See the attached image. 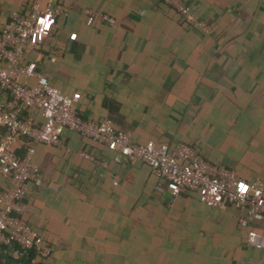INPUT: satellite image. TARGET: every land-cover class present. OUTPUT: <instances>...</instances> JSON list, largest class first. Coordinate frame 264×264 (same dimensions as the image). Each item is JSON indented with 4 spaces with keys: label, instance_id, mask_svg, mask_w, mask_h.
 Segmentation results:
<instances>
[{
    "label": "crops",
    "instance_id": "crops-1",
    "mask_svg": "<svg viewBox=\"0 0 264 264\" xmlns=\"http://www.w3.org/2000/svg\"><path fill=\"white\" fill-rule=\"evenodd\" d=\"M184 2L206 32L162 0H65L66 15L23 60L77 93L82 118L107 117L136 142L192 145L259 180L264 196V0ZM20 7L0 0V24ZM32 160L41 183H28L22 218L50 244L40 264H264V248L246 244L237 224L242 211L159 191L146 164L73 130H62L59 145L34 144ZM248 228L264 235V218ZM0 264L26 263L0 248Z\"/></svg>",
    "mask_w": 264,
    "mask_h": 264
},
{
    "label": "built area",
    "instance_id": "built-area-1",
    "mask_svg": "<svg viewBox=\"0 0 264 264\" xmlns=\"http://www.w3.org/2000/svg\"><path fill=\"white\" fill-rule=\"evenodd\" d=\"M0 24V176L7 187L0 188V245L14 244L10 253L26 256L30 264L45 258L51 247L23 219L28 183L39 185L41 174L32 160L34 144L59 145L67 128L115 151L129 163L146 164L161 181L156 189L166 188L171 195L191 191L207 206L229 205L242 211L237 224L246 229L245 243L264 248V235L248 228L250 222L264 218V196L259 180H244L232 169L207 161L198 149L184 142L168 144L131 140L127 130L115 127L105 117L98 121L82 118L75 112L78 94H66L51 85L37 68L35 60H23L24 54L39 47L49 34L56 17L66 15L65 0H18ZM185 24H194L206 32L209 26L196 20L184 0H162ZM90 18L113 24L114 18L103 12L84 10ZM20 77L33 78L32 84ZM23 144L21 154L15 145ZM80 155L93 159L85 151ZM103 164V162H101ZM34 253L27 256V252ZM26 259V258H24Z\"/></svg>",
    "mask_w": 264,
    "mask_h": 264
},
{
    "label": "trees",
    "instance_id": "trees-1",
    "mask_svg": "<svg viewBox=\"0 0 264 264\" xmlns=\"http://www.w3.org/2000/svg\"><path fill=\"white\" fill-rule=\"evenodd\" d=\"M75 112L78 114V112L75 110ZM79 115V114H78ZM24 146H23V144L21 143V144H17V145H15V148H14V152L16 153V154H21L22 153V151H23V148ZM196 148V147H195ZM23 219V218H22ZM17 246L16 245H14V244H9V245H0V248H2V249H4V250H9V251H11L13 248H16ZM34 255V253H32V252H30V251H28L27 252V256H29V257H31V256H33ZM24 258H26L25 259V263L26 264H28L29 262H28V259H27V257L26 256H23ZM23 258V259H24ZM40 260H42V258H40V257H37V259H36V262L38 261L39 262V264H40Z\"/></svg>",
    "mask_w": 264,
    "mask_h": 264
}]
</instances>
